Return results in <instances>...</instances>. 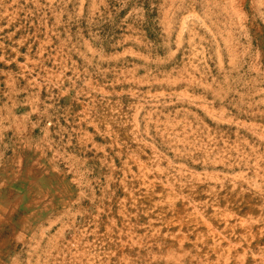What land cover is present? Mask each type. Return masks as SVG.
<instances>
[{
  "label": "rangeland",
  "instance_id": "obj_1",
  "mask_svg": "<svg viewBox=\"0 0 264 264\" xmlns=\"http://www.w3.org/2000/svg\"><path fill=\"white\" fill-rule=\"evenodd\" d=\"M0 264H264V0H0Z\"/></svg>",
  "mask_w": 264,
  "mask_h": 264
}]
</instances>
